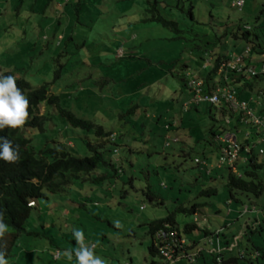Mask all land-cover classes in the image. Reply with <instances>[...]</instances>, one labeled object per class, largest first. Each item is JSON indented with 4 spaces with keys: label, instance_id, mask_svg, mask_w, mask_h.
Segmentation results:
<instances>
[{
    "label": "rangeland",
    "instance_id": "rangeland-1",
    "mask_svg": "<svg viewBox=\"0 0 264 264\" xmlns=\"http://www.w3.org/2000/svg\"><path fill=\"white\" fill-rule=\"evenodd\" d=\"M44 1L0 0V74L12 72L15 78L38 86L54 79L55 71L60 68L62 73L50 88L61 94L62 106L79 117L95 119L105 129H113L117 153L111 161L118 164L120 159L126 160L121 175H109L100 169L91 175L79 174L63 193L37 200L25 222L26 229L37 234H23L18 249V254L24 253V264H75L74 258L69 261L63 255L78 247L72 237L74 228L83 231L84 244L88 247L94 244V254L106 264L125 261L151 264L152 257L147 252L151 241L148 223L167 216L179 205L189 207L191 202L201 204L194 215L199 227L207 226L211 231L224 227L226 234L236 232L240 248L244 235L241 223L249 213L236 219L242 207L237 202L227 203L228 192L222 180L207 182L200 168L194 165L196 156L202 157L203 153L207 163L214 164L216 153L199 142L188 150L190 158L182 160L170 154L162 157L163 147H167L166 152L172 150L168 148L171 141L167 146L164 144L160 128L152 137L154 142L146 141L152 127L148 122L141 124L138 118L148 121L153 111L168 105L170 93L181 87L178 72L184 63L191 70L198 69L197 45L204 44L213 51L225 50L228 54L234 47L239 48L229 33L223 34V39L220 35L235 22L252 23L262 0H245L241 9L232 8L230 0H168L170 6L166 11L178 22L179 33L172 26L142 24L148 12L142 11L147 6L141 9L140 0H84L80 13L70 16L68 28L64 18H60V25L57 21L61 12L70 13L71 7H59L61 3L52 4L49 0L44 4ZM190 5L192 19L187 16ZM74 51L77 52L69 56ZM107 78L113 81L104 82ZM132 107L137 108L135 112H126ZM45 108L41 103L38 113H45ZM201 109L190 114L194 130L201 131L214 120L216 125L221 120L216 112L207 114ZM62 126L61 122L55 126V134H65ZM51 130L47 128L46 132L53 134ZM37 135L36 138H44L43 134ZM58 135H54L56 139ZM215 136L210 139L214 140ZM97 143L103 149L108 147L102 140ZM128 147H132V152L126 151ZM128 158L132 165H128ZM130 166L134 167L133 171ZM131 174L133 178L129 180ZM210 186L216 187L215 194L203 192ZM150 193L154 195L152 200L147 196ZM81 202L87 207L78 206ZM192 219L190 213L175 214L179 230ZM196 235L194 231L192 236ZM251 241L257 246L263 244L259 234L250 235L247 240L250 246ZM55 248L58 255L54 258L51 250ZM153 258L158 260L156 255ZM260 260L264 262V258Z\"/></svg>",
    "mask_w": 264,
    "mask_h": 264
},
{
    "label": "trees",
    "instance_id": "trees-1",
    "mask_svg": "<svg viewBox=\"0 0 264 264\" xmlns=\"http://www.w3.org/2000/svg\"><path fill=\"white\" fill-rule=\"evenodd\" d=\"M49 2L52 4L54 2L61 3L59 7H71L70 13L66 12V10L62 11L57 21V24L60 25V18H64L68 28L70 27L71 17L80 13V4L84 0H49ZM244 2L245 0H243L242 6ZM44 4H47V0L44 1ZM229 5L232 6L231 0ZM139 6L141 9L147 6L142 11L148 12L146 17L142 19V24L158 23L165 27L172 26L176 33L180 32L177 27L178 22L173 19V15L170 12L166 11V8L170 6L168 0H140ZM59 7L57 8L58 11ZM191 7L190 5L187 11V16L190 19L193 18ZM54 11L56 12L57 10L54 9ZM262 13H264V0H262L259 12L252 23L235 22L229 29H225L220 37H223V34L228 35L229 33L228 36H231L234 40L241 41L242 47L246 44L252 53H264V17L262 18ZM68 15L69 18L65 19ZM224 21L226 20L224 19ZM59 35L57 34L58 39H60ZM197 47L200 58L198 69L191 70L188 64L184 63L178 72L181 75V87L174 89L170 93L168 105L160 111L156 110L151 116L149 115L150 120L148 121L138 118L141 124L146 125V122H148V125L152 127L151 130L153 131L150 132L146 139L149 143L151 141L154 142L153 138L158 132V128H160L164 137L171 133L176 138V142H171V145L168 146V148L172 149L171 151L169 150L170 152H166L167 147H163L162 157H166L168 154L178 155L182 160H185L189 157L188 150H192L199 142H203L205 147H210L209 150L211 149L212 152L216 153L214 142L210 138L217 134H222L227 130L242 128L256 137L261 133L256 131L248 121L241 124L239 116H233L234 118H232L224 105L215 106L207 102H190L194 96V92L187 88L186 77H184L186 73L193 72L196 75L197 80L202 83L201 89H203L204 94H207L208 90L214 88L216 84L224 85L227 83L222 73L218 75L219 78L216 74L223 59L228 60L229 56L226 53L223 55L224 53L220 51L221 49L213 51L204 44L201 46L197 45ZM76 52L74 51L69 56H72ZM57 55L60 56L61 53ZM247 59L253 61L251 55H248ZM75 62L79 64L77 60ZM209 63L212 66H209ZM60 73H62L60 68L55 71V77L51 80V84L56 82ZM0 75H12V72L5 71ZM227 76H230L229 72ZM241 77L232 78V82L235 83L238 98L244 99L240 95V91L246 86L251 89L258 81L254 80L253 83L246 84L244 81H241ZM111 81H113L111 78L104 80L107 83ZM16 82L17 86L29 100V117L22 127L18 129L5 128L4 131L0 132V135L10 139L14 145H18L20 156L19 160L15 163L0 161V212H3L5 215V223L11 226V231L6 233L3 238H0V253H3L8 264H24L22 261L24 253L21 254L20 252L18 254V249H21L22 235L37 234L31 230H27L25 227V222L30 218L33 208L28 205L30 201L36 204L40 198H48L50 195L63 193L73 177L76 179L79 174L91 175L97 169H100L109 175H121L124 169L122 163L126 160V158H122L118 164L111 161L113 160L114 147L117 146V136L113 137V139L110 138L114 130L105 129L101 123L94 122L96 121L95 119L91 120V118L79 117L68 108L63 107L60 101L61 94L57 95L50 90V82H42L38 86L31 85L23 78H16ZM57 86L60 88V85ZM181 89L185 90L186 93ZM62 92L65 93V90ZM67 97H69V94H67ZM87 97L89 98L90 95ZM40 103L45 104V113H38ZM184 103H187V105ZM66 104L69 106L70 101ZM137 106L135 105L134 107ZM134 107L126 112H135L137 108L134 110ZM199 107L202 108L201 110L206 111L207 114H211L212 111L216 112L220 115L221 120H218L216 125V120L213 119V116L209 115L211 120L214 121L201 131L199 128L194 130V126H192L190 121V114L193 111L199 113ZM227 115L231 116L232 119L230 125L224 124L223 121ZM149 118L146 117V119ZM59 121L62 123L64 130H66L65 134L67 137L64 133L58 135L55 134L56 131L54 132L55 126L60 124ZM50 127L53 134L46 132V129L50 130ZM68 130L71 132L69 133ZM37 134H43L44 138H36ZM54 135H58L57 139ZM98 140L107 142L108 147L103 149V146L97 143ZM68 141H72L73 145H69ZM253 142L254 140H252V144ZM128 150L132 152L133 149L132 147H128L126 151L129 152ZM204 155L203 153L202 157L196 156L195 159L197 161H195L194 165L200 168L201 173L205 176V180L207 182L216 179L222 180L228 192L227 203L237 202L242 207L240 208L241 213L237 215L236 219L239 220L240 217H244L249 213L241 223V233L244 234L242 235L243 245L239 248L237 246V233L231 231L230 234H226L224 227L213 231L209 230L207 226L199 227L196 224L197 219L194 218V215L201 204L191 202L189 207L179 205L167 216L148 223V233L152 238L147 246V252L152 257L151 264H162L163 257L159 253V242L153 240V234L157 230L165 228V226L176 230L178 236L184 237L186 242L189 243L183 248V252L184 256H189L190 258H181L173 264H239L240 261L246 264H264L260 260V258H264V155H260L257 149L254 148L247 155L245 161L242 162L240 160L238 163H235L237 172L232 171L229 167L216 168L215 164L207 163L206 156ZM201 161L206 163H200ZM128 165H132V161L129 158ZM130 167L131 171H133L134 167ZM118 171L120 172L119 174H117ZM132 178L133 174L129 176V180H132ZM216 190V187L210 186L203 192L215 194ZM147 196L150 200L154 198L152 193L150 195L147 194ZM78 206L87 207L85 202L78 203ZM245 207L246 209L244 210ZM176 213H190L193 216V221L185 223L183 228L179 230L175 221ZM41 223H44V221H41ZM50 225L53 224L51 223ZM194 231L197 234L196 236H192ZM252 234L262 236V246H257L252 241L251 246L248 244L247 240H250V235ZM15 255L17 258L14 257ZM155 255L158 256L157 261L153 258ZM35 256L37 257V255ZM125 263L132 264L131 261H125L122 264Z\"/></svg>",
    "mask_w": 264,
    "mask_h": 264
},
{
    "label": "built area",
    "instance_id": "built-area-1",
    "mask_svg": "<svg viewBox=\"0 0 264 264\" xmlns=\"http://www.w3.org/2000/svg\"><path fill=\"white\" fill-rule=\"evenodd\" d=\"M242 4L243 0H231V5L238 9ZM247 51L248 49L246 48L232 60L221 63L217 73H222L225 81L228 79V72L230 74L243 73L251 77L264 74V66L258 68L248 65L247 63L245 64ZM186 81L187 88L194 92V96L191 98L190 102H207L215 106L224 105L232 118H234L233 116H239V122H241V124L248 121L256 131L261 132L256 138V143L259 144L264 141V114H258L254 111L251 105V102L255 103L254 99L250 98L248 101L238 98L236 89L229 83L224 85L218 84L214 88L209 89L207 94H204L203 89H201L202 83L197 80L194 75L186 73ZM184 104L187 105V103ZM231 116L227 115L224 117V124L228 125L230 123ZM246 134L250 135L249 131H247ZM213 141L218 145V152L214 165L216 168H234L235 163L240 160L242 162L246 160L247 155L251 153L253 148L257 149L260 155H264V145L257 147L256 144H252V141L249 140L241 143L234 138L231 130L224 134L216 135ZM195 161H197V159H195ZM245 209L246 207L244 210ZM167 227L168 226H165V228L159 229L153 235V240L159 242V253L163 257L162 264H173L184 255L183 248L186 246V242L183 238L178 236L176 230ZM187 258L190 257L188 256Z\"/></svg>",
    "mask_w": 264,
    "mask_h": 264
},
{
    "label": "clouds",
    "instance_id": "clouds-1",
    "mask_svg": "<svg viewBox=\"0 0 264 264\" xmlns=\"http://www.w3.org/2000/svg\"><path fill=\"white\" fill-rule=\"evenodd\" d=\"M231 7L233 8L234 6H231ZM220 38L223 39V37H220ZM235 42L242 43L239 40H234V44H235ZM244 45H245L244 47L241 46L238 50L236 49L234 51V49H233L231 54H228L227 51H225V50L224 51L220 50V51H223V53H224L223 55H225V53H226V55L229 56L228 60L223 59V61L221 63L232 60L235 56H237L239 53H241L242 51H244L247 48L248 51H247L246 56H245L246 57L245 64L247 63L248 65H252V66L258 67V68L261 66H264V53H262V54L252 53L251 50L248 48V46L246 44H244ZM206 52L208 53V51H206ZM248 55H251V57L253 58V61H249L247 59ZM188 73L196 76L193 72H188ZM216 75L218 76L220 74L217 73ZM233 76L237 77V78L242 76L241 81H244L246 84H251L254 82V80L258 81V83L256 85H254L251 89H249L246 86V88H248L250 91H252V90L253 91L249 93V95L247 96V99H243V100L249 101L250 98L254 99L255 103L251 102V105H252L254 111L258 114L259 113L264 114V74H258L257 76L251 77V76H248V75L243 74V73H241V74L231 73L230 76H227L228 79L226 81H227V83L231 84L236 89L235 83L232 82V78H234ZM184 77H186V74ZM47 82H50L49 88H50V86L54 85V84L51 85V81H47ZM216 85H218V84H216ZM50 90L53 91L52 88H50ZM241 92H242V90L240 91V93ZM53 93H54V91H53ZM236 93L238 96L237 89H236ZM256 108H257V110H256ZM260 110H262V111H260ZM28 117H29V100L23 94L21 89L17 86L16 78L12 75H0V132L4 131L5 128H7V129H18V128L22 127L26 123V121L28 120ZM228 131L229 130L224 131V133H226ZM224 133H222V134H224ZM249 134H250V132H249ZM113 137H115L114 132L111 134L110 138L113 139ZM169 138L170 137H168V136L166 137L167 141H166V143H164L166 146L169 144L168 143L170 141ZM256 138L257 137H254L253 143L256 144L257 147L261 146V144L264 145L263 144L264 141L262 143L260 142L259 144L256 143V140H257ZM247 139L248 138H246V141H248ZM249 141H252V140H249ZM212 142H214L213 139H212ZM214 146H215V144H214ZM215 150L218 152V146L215 147ZM113 152H114L113 155H116V153H117L116 147L114 148ZM217 152H216V155H217ZM19 158H20V156H19L18 145H14L10 139L6 138L5 136L0 135V161L6 162V163H15L19 160ZM200 163L204 164L206 162L201 161ZM221 168H224V167H221ZM229 168H231V167H229ZM231 170L234 172H237L236 166L234 165V168H231ZM28 205H30L32 207L36 206V204L32 201H30L28 203ZM194 218H196V217H194ZM10 231H11V226L8 223H5V215L3 212H0V238H3L4 235ZM149 236H150V234H149ZM72 237L75 240V243L78 247L74 248L72 251H66L63 253V255L65 256V258L67 260L72 261L74 258L75 264H106V261L103 258H101L99 255L94 254V251L91 248L94 246V244H91V247H88L84 244V233L80 228H74L72 230ZM150 238H152V237L150 236ZM181 238H183L185 240L184 237H181ZM185 242H186V240H185ZM188 244L189 243L186 242V246ZM52 251H53L54 258L57 257L58 249L55 248V250H52ZM59 253H60V251H59ZM181 258L184 259V258H186V256L183 255L179 259H181ZM162 262H163V260H162ZM0 264H8L7 260L3 256V253H0ZM125 264H127V263H125Z\"/></svg>",
    "mask_w": 264,
    "mask_h": 264
},
{
    "label": "crops",
    "instance_id": "crops-1",
    "mask_svg": "<svg viewBox=\"0 0 264 264\" xmlns=\"http://www.w3.org/2000/svg\"><path fill=\"white\" fill-rule=\"evenodd\" d=\"M236 43H239V42H235V44ZM239 45H240V47L242 46V43H239ZM239 47V48H240ZM239 48H234V51L237 49H239ZM247 91H249V92H247ZM249 93H250V90L248 89V88H244L243 90H242V92L240 93V95L244 98V99H247V96L249 95ZM256 110H257V108H256ZM155 113V111L153 112V114ZM150 116H151V114H150ZM230 123H231V121H230ZM230 123H229V125H230ZM232 131V133H233V136H234V138L237 140V141H239V142H245L246 141V138L248 137V139L247 140H254V137H256V136H253V134H250V135H247L246 134V132H247V130L246 129H242V128H236L235 130H231ZM177 132H179L178 130H177ZM239 133H242V137H240L239 136ZM170 137L169 139H170V141L171 142H173V143H175L176 142V138H174V136H172V134L170 133V134H167V135H165V137H164V143L167 141V139H166V137ZM258 136V135H257ZM215 144V143H214ZM216 146H218V145H216L215 144V147ZM229 203H232V202H229ZM229 212V211H228ZM230 216V215H229ZM228 215H227V217H229ZM51 254H52V250H51Z\"/></svg>",
    "mask_w": 264,
    "mask_h": 264
}]
</instances>
